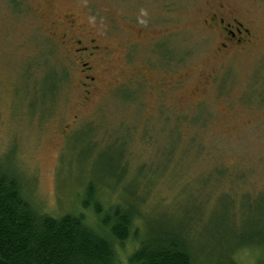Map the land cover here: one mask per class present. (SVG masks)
I'll use <instances>...</instances> for the list:
<instances>
[{
  "label": "rangeland",
  "instance_id": "obj_1",
  "mask_svg": "<svg viewBox=\"0 0 264 264\" xmlns=\"http://www.w3.org/2000/svg\"><path fill=\"white\" fill-rule=\"evenodd\" d=\"M0 165L101 233L94 202L133 206L122 264L153 229L262 263L264 0H0Z\"/></svg>",
  "mask_w": 264,
  "mask_h": 264
},
{
  "label": "trees",
  "instance_id": "obj_2",
  "mask_svg": "<svg viewBox=\"0 0 264 264\" xmlns=\"http://www.w3.org/2000/svg\"><path fill=\"white\" fill-rule=\"evenodd\" d=\"M204 120L196 114L186 121L201 126ZM189 146L198 150L201 142L191 137ZM92 188L88 183L84 205L92 200ZM93 208L106 233L87 224L81 213L54 217L37 212L25 198L16 174L0 165V264H122L113 242L128 236L133 206L116 204L102 210L94 202ZM126 264H192L190 246L176 232L153 229L129 254Z\"/></svg>",
  "mask_w": 264,
  "mask_h": 264
},
{
  "label": "flooded vegetation",
  "instance_id": "obj_3",
  "mask_svg": "<svg viewBox=\"0 0 264 264\" xmlns=\"http://www.w3.org/2000/svg\"><path fill=\"white\" fill-rule=\"evenodd\" d=\"M220 21L222 22V26H223V22L224 20L223 19H220ZM220 22V23H221ZM229 26V27H228ZM230 26H232L230 23H227V25L223 26V29H224V32H225V37L227 38V40L229 42L226 41V43H224L223 45L226 46V44L228 43H231V42H239L241 41V36H242V30L240 29V27H237V26H233L234 29H230ZM235 39V41H233ZM235 42V43H236ZM91 79H93V77H91Z\"/></svg>",
  "mask_w": 264,
  "mask_h": 264
}]
</instances>
